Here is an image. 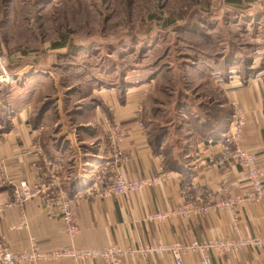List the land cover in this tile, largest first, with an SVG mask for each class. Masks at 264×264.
Masks as SVG:
<instances>
[{
	"label": "crops",
	"instance_id": "crops-1",
	"mask_svg": "<svg viewBox=\"0 0 264 264\" xmlns=\"http://www.w3.org/2000/svg\"><path fill=\"white\" fill-rule=\"evenodd\" d=\"M221 100L197 107L190 131L175 138L164 132L157 148L155 138L140 118V99L129 88L121 97L111 89L100 94L80 117L93 113L70 130L64 120L52 123L53 134L44 131L43 118L33 124L28 105L11 119V130L0 134V237L13 252L26 250L31 239L43 252L73 249L160 248L171 243L202 244L209 240H237L264 236V202L242 200L234 206H218L227 197H244L250 190L245 173L234 159L224 167L215 164L221 142L213 141L196 128L224 121L222 134L231 130L235 112L243 118L240 144L257 157L264 178V81L256 76L233 74L219 84ZM128 88V87H127ZM59 107V106H58ZM57 107V109H58ZM208 109L217 112L209 114ZM89 114V115H90ZM118 126V145L127 156L125 176L141 179L159 176L148 186L123 195L101 196L95 174L117 166L112 136ZM191 126V128H190ZM48 127V126H47ZM45 127V129H47ZM52 129V130H53ZM165 131V130H164ZM115 164V165H114ZM25 181L33 197L21 205L16 200L20 182ZM64 195L72 204L78 232L69 237L58 218L48 217L44 199ZM188 205L197 209L188 216L172 212ZM162 214L163 218H156ZM25 226L19 227L22 217ZM213 264H264V254L244 246L233 252H210ZM198 250H188L184 264H199ZM16 264H34L21 262ZM41 264H110L106 259L52 258ZM121 264H175L168 250L145 255H125Z\"/></svg>",
	"mask_w": 264,
	"mask_h": 264
},
{
	"label": "rangeland",
	"instance_id": "rangeland-1",
	"mask_svg": "<svg viewBox=\"0 0 264 264\" xmlns=\"http://www.w3.org/2000/svg\"><path fill=\"white\" fill-rule=\"evenodd\" d=\"M0 54L13 74L0 83V134L26 105L46 138L58 119L68 131L93 117L80 113L97 89L130 88L150 134L175 138L221 100L222 80L264 81V0H0Z\"/></svg>",
	"mask_w": 264,
	"mask_h": 264
},
{
	"label": "built area",
	"instance_id": "built-area-1",
	"mask_svg": "<svg viewBox=\"0 0 264 264\" xmlns=\"http://www.w3.org/2000/svg\"><path fill=\"white\" fill-rule=\"evenodd\" d=\"M13 79V74L8 69L7 58L0 54V83L10 82ZM234 120L231 123V130L224 137L220 146L221 154L215 160V164L219 167H224L229 160L234 159L245 173L246 180L250 185V190L244 197H227L225 200L218 202V206H234L242 200L249 202H264V178L257 167V157L246 151L240 144L241 130L243 126V118L240 111H236ZM118 126L114 128L112 136L114 154L113 157L117 166L109 173V175L98 174L95 178L99 184L98 192L101 196L107 195H123L134 192L144 186L156 183L160 177H150L141 179H129L125 176L123 164L127 161V156L118 145L119 134ZM3 163L0 160V170ZM35 192L28 189L25 181L20 182L19 190L16 191V200L21 205L25 200L33 197ZM43 209L48 217L58 218L67 236L72 237L78 232L75 214L72 208L71 201L64 195L56 199L45 198ZM192 212H197V209H191L188 205L176 208L172 213L180 216H188ZM156 218L162 219V214H157ZM27 219L23 216L19 227L25 226ZM244 246H249L261 251L264 254V236L252 237L249 239L237 240H209L202 244L184 245L180 243H171L160 248L140 247V248H120L118 246H104L100 249L80 250L71 247L55 252H43L38 247L34 238L31 239L30 246L22 252H13L5 245L0 237V264H16L21 262H33L41 264L52 258L60 256H71L76 259H106L110 264H121L122 258L125 255L134 253H142L145 255L150 251L168 250L171 252L175 264H184L183 256L188 250H198L200 253L199 264H213L210 252H233Z\"/></svg>",
	"mask_w": 264,
	"mask_h": 264
},
{
	"label": "trees",
	"instance_id": "trees-1",
	"mask_svg": "<svg viewBox=\"0 0 264 264\" xmlns=\"http://www.w3.org/2000/svg\"><path fill=\"white\" fill-rule=\"evenodd\" d=\"M234 1L235 0H228V2H234ZM208 112H209V114L213 115L212 118L217 116V112L215 114V111H213V110L208 111ZM222 122H224V121L223 120L220 121V123L218 125H215V126L212 123V128L210 126H206V128L204 126L196 128V132L198 134H201V135L203 134L204 136H207V138L209 137L212 140V142L213 141H215V142L216 141H222L224 139V136L222 134V128H223L224 123H225V122L224 123H222ZM191 123H194L193 118L189 120V124H191ZM163 135H164V131H161L160 134L159 133L154 134V136H155L154 138H155V142H156V143H154L155 148L158 147Z\"/></svg>",
	"mask_w": 264,
	"mask_h": 264
}]
</instances>
